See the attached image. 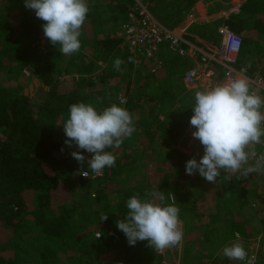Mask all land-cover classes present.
I'll use <instances>...</instances> for the list:
<instances>
[{
	"label": "trees",
	"instance_id": "1",
	"mask_svg": "<svg viewBox=\"0 0 264 264\" xmlns=\"http://www.w3.org/2000/svg\"><path fill=\"white\" fill-rule=\"evenodd\" d=\"M144 1L163 25L167 21L160 12L168 5L177 8V17L182 9L181 0ZM189 1L192 5L197 0ZM87 3L79 51L63 55L46 38V60L37 66V40L45 22L24 0H0V264H109L103 254L123 252L129 244L116 227L127 213L126 201L154 189L165 193V204L173 202V195L180 210L185 240L181 264H238L220 250L236 240L237 232L247 248L259 232L252 222L255 216L264 230V191L255 193L254 187H245L247 177L228 176L223 170L217 183L186 174L189 158L179 146L188 141L199 90L184 82L190 62L174 52L153 71L152 59L134 58L118 29L130 22L135 0ZM224 25L243 40L237 69L264 77V0L244 1ZM130 57L135 63H129ZM116 58L123 61L121 71L114 68ZM212 67L225 76V67ZM26 71L34 76L32 93L20 84ZM122 97L127 103H120ZM79 102L98 111L117 103L134 117L132 136L119 149H108L116 157L115 166L96 178L83 176L93 172L72 157L76 146L65 144L62 126L70 106ZM137 113L147 115L143 127L136 124ZM203 154L204 149L197 160ZM146 162L155 166V187L139 181L138 170ZM148 247L154 255L138 250L132 261L162 264L163 257Z\"/></svg>",
	"mask_w": 264,
	"mask_h": 264
},
{
	"label": "clouds",
	"instance_id": "2",
	"mask_svg": "<svg viewBox=\"0 0 264 264\" xmlns=\"http://www.w3.org/2000/svg\"><path fill=\"white\" fill-rule=\"evenodd\" d=\"M25 7L35 11L45 37L63 55H71L81 47V29L89 6L87 0H24ZM114 68L121 71L123 61L114 60ZM129 63H135L129 58ZM123 99L120 100L122 104ZM190 125L193 138L203 146L204 154L186 162L188 175L199 174L210 183H217L221 170L228 176L239 174L248 177L252 173H264V153L258 154L255 146L264 137V97L251 91L249 82L242 77L229 78L211 88L197 91L191 107ZM68 147L76 146L72 157L96 175L105 168L115 166L116 157L108 149H119L125 138L135 131L134 117L126 109L112 103L98 111L84 102L70 106L69 117L62 126ZM64 151V149H61ZM83 152L92 154L86 158ZM85 172L83 176L87 177ZM171 204H165V193L152 190L143 198L133 195L126 201L127 213L116 221V227L124 233L130 246L147 241L156 252L179 245L183 231L179 208L171 195ZM108 216L102 217L106 221ZM99 236V233L97 234ZM236 240L226 244L220 254L231 260L246 261L248 253ZM246 264H252L247 260Z\"/></svg>",
	"mask_w": 264,
	"mask_h": 264
},
{
	"label": "crops",
	"instance_id": "3",
	"mask_svg": "<svg viewBox=\"0 0 264 264\" xmlns=\"http://www.w3.org/2000/svg\"><path fill=\"white\" fill-rule=\"evenodd\" d=\"M93 1L109 5V3H111L114 0H93ZM244 1L246 0H197L194 4L189 5L190 4L189 0H181L180 8L182 7V9L178 17L176 12H174L177 8H173L172 5H168L166 9L163 10V12L162 11L160 12L162 16L166 17L167 23L164 25L167 28L173 29L175 31H180L184 35V39L187 43H184L182 47L185 49L187 54L183 57L190 62L189 64L190 66L186 69V72L191 69H196V70H200V72L203 73L206 67H211L216 63L220 64V59L224 49L225 38L227 32H230L225 27L224 22L226 18L230 15V13L237 10ZM168 3L173 4L175 2L174 0H169ZM121 28L122 27L120 25L118 29V34L121 31ZM261 41H262L261 42L262 46H264V39H261ZM174 52L175 50H172L169 44H165L161 47L160 52L156 55V60H161L164 62L165 59L170 57ZM174 54H176V52ZM204 59L206 61H204ZM261 60L262 63L264 64V50L262 51ZM248 76L254 77L253 74L251 75L250 73H248ZM223 77L224 76L220 74L219 81H221ZM203 79H205V81L207 82L208 87L209 86L213 87L212 85L215 86L216 83H218V81L216 83L214 82V78L208 79L204 75H203ZM193 88L197 89L196 86H194ZM191 128L192 127H190L187 131L188 141L186 142V145L179 146V149L186 154L187 160L189 154L186 153L185 150L196 147L195 144L193 143V140L190 138ZM202 149L203 147L201 145V147L198 150L202 151ZM256 150L257 151L259 150V144H258V149ZM245 185L247 186V182L245 183ZM153 186L155 187V185ZM181 228L183 231L182 222H181ZM194 236H196V234H194ZM146 242L147 241H143L142 242L143 244H140V247L136 248V250L132 248L130 249L129 252L128 251L119 252L120 259L122 258L125 261H127L129 264L130 263L133 264L134 262L132 261V259L134 258L133 255L135 254V252L137 253L138 250L144 251L145 249H148L149 253H153L154 255L155 252L151 251V249L148 247V244ZM180 244L181 246L179 248L180 249L179 251H175L178 249V247H176L175 250H173L174 247H171L163 251L157 252L163 257L162 264H168L167 263L169 262L168 256L170 257V262L172 263L176 262L175 264H181L183 242H181ZM110 253L113 252H108L107 254H103L104 262H110L109 260Z\"/></svg>",
	"mask_w": 264,
	"mask_h": 264
},
{
	"label": "built area",
	"instance_id": "4",
	"mask_svg": "<svg viewBox=\"0 0 264 264\" xmlns=\"http://www.w3.org/2000/svg\"><path fill=\"white\" fill-rule=\"evenodd\" d=\"M130 22L127 24H121V31L119 36L124 39L128 45L130 53L137 60L152 59L154 61L153 71L161 68L164 63L161 60H156V55L160 52L163 45L169 44L172 50L179 53L181 56H185L187 52L182 47L184 43H187L184 39V35L180 31L167 28L163 25L153 14L149 5L144 0H135V6L129 14ZM37 43L40 45L46 44V37L44 33L39 35ZM242 37L234 32H227L223 54L220 59V65L226 69V79L242 77L249 82L251 91L255 94L264 97V77L261 75H254L249 77L245 68L237 69V59L242 46ZM204 61H206L204 59ZM216 73V70L211 67H206L205 71L201 74L200 70L191 69L184 75V82L187 87L192 88L200 76H205L208 79H212ZM123 99L125 104L126 99ZM264 141V137L262 139ZM261 152L264 153V142L261 144ZM84 175V173H83ZM100 175L95 173H88V177L96 178ZM264 234V233H263ZM264 237V235H263ZM259 243L252 241L251 244L245 249L248 253L246 258L251 260L252 264H256L257 250ZM246 261H238V264H246ZM240 262V263H239ZM109 264H123L120 261H114Z\"/></svg>",
	"mask_w": 264,
	"mask_h": 264
},
{
	"label": "rangeland",
	"instance_id": "5",
	"mask_svg": "<svg viewBox=\"0 0 264 264\" xmlns=\"http://www.w3.org/2000/svg\"><path fill=\"white\" fill-rule=\"evenodd\" d=\"M46 49H47V45L46 44H43V45H41V48L38 50V52L36 54L37 55L36 56V58H37V66L40 63H45V60H46ZM154 64H153V66H154ZM205 67H206V65H205ZM33 70H34V73H36V71L38 70V68L35 67V69L33 68ZM25 75L27 77L25 79H22V81H21L20 84H21V86H25L26 89L28 88L27 89L28 91L31 90L29 92L32 93V89H33L32 88V80L34 81V79H33L34 76L32 74H29L28 71L25 72ZM218 75L219 74H216L215 73V75L213 77L214 78V82L216 83L218 81V83H222L223 80L226 77V74L221 79V81H219L220 79H219ZM218 83H216V84H218ZM194 86H196L197 89H199L198 91L203 90L205 88H209V87L211 88V86L208 87L207 82L205 81V79H203V76H200L199 80L197 81L196 85H194ZM194 86H192V89H196V88H193ZM212 86H214V85H212ZM34 91L35 90H33V95L36 93V92L34 93ZM125 103H127V100H126ZM145 116H147V115L144 114V113L143 114H140V113L135 114V120L137 121L136 124L139 125V124H142L143 123L141 125L143 127V125H144V122L143 121H145V119H143V118ZM140 119H142V120L140 121ZM193 131H195V129L194 128H191V130H190V138L193 140V143L195 144L196 147L195 148L193 147L192 149L189 148V149H187L185 151H186V153L189 154V157L188 158H190V159H193V158L197 159L196 157H198L200 155V152H201L200 150H198L201 147V144H200V142L197 139L193 138V136H192V132ZM262 139H263V137H262ZM261 144H259V150L258 151L256 150L258 154H259V151L261 152ZM256 148L258 149V146L257 145H256ZM154 167L155 166L153 165V163L151 164V163H147L146 162L145 164H143V166L140 168V170H138L139 174L142 176V178H140V180H139L141 184H143L145 186H153V185H156L155 184V181L156 180H155V175H154ZM260 174H263V175H260ZM263 180H264V173H252V174H250L247 177V180H246L247 181V186L245 185V187H247V188L254 187L255 193H257V194L262 193L264 191V183H262ZM78 198L79 197L74 198V199L70 200L69 202L77 201ZM251 200H254V199L251 198ZM253 218L254 219H252V222L255 225L254 228L256 229V231H257V227H259L258 234L256 236H253L252 237L254 241H257L259 243V248L257 250V256H256V264H264V237H263L264 230L263 229L261 230L260 220L258 218L256 219V216L253 217ZM192 237L193 238H196L197 237V234H196V236L193 235ZM184 241L185 240H182L183 243H184ZM199 242H200V238H199ZM199 242H197V243H199ZM180 246H181V244H179L177 246H174L173 250H175L176 247H178V249L175 250V251H179L180 250L179 249ZM125 247H126V250L125 251H128V252L130 251V249L133 248V246H130L129 244H127V246H125ZM70 254H71L72 257H74V255H75V253H73V252H71ZM113 259H115V260H113ZM109 260H110V262H112V261H120L123 264H128V262L125 261L124 259H122V258L120 259V253L119 252L110 253ZM132 260L134 261L135 259L133 258ZM168 260H169V262H167L168 264L169 263L170 264H175L176 263V262H173V263L170 262V257L169 256H168ZM234 261H236V260H234Z\"/></svg>",
	"mask_w": 264,
	"mask_h": 264
}]
</instances>
